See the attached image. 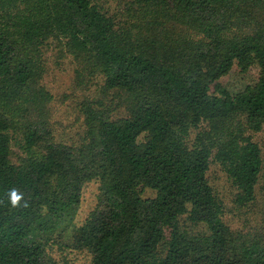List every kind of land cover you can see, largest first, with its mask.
Returning <instances> with one entry per match:
<instances>
[{"label":"trees","instance_id":"16d2710c","mask_svg":"<svg viewBox=\"0 0 264 264\" xmlns=\"http://www.w3.org/2000/svg\"><path fill=\"white\" fill-rule=\"evenodd\" d=\"M110 1L127 6L128 22ZM50 40L83 64L82 79L103 75L127 111L115 118L81 99L77 145L51 124ZM235 65L259 77L232 93L219 81ZM263 125L264 0H0V264H57L52 245L86 250L89 264H264V232L232 230L207 177L219 163L236 202H253L263 157L252 133ZM92 181L97 203L77 225Z\"/></svg>","mask_w":264,"mask_h":264},{"label":"rangeland","instance_id":"374dc122","mask_svg":"<svg viewBox=\"0 0 264 264\" xmlns=\"http://www.w3.org/2000/svg\"><path fill=\"white\" fill-rule=\"evenodd\" d=\"M125 9L127 6L124 3L116 1H110L106 5L109 14H119L118 20H123V24L128 22L124 17ZM41 61L45 71L42 83L54 98L51 103L53 112L51 124L58 141H63L69 145H77L80 141L84 133V125L78 118L76 105L85 97L95 101L101 100L105 105L112 107L115 118L127 115L125 105L117 96V92L105 93L103 91V75L90 78L86 76L84 79L78 76V70L82 68L83 64L70 53H67L62 43L57 40H50L42 48ZM258 77L259 68L257 66L242 71L238 65H235L227 75L220 79L219 83L230 92L237 93L247 86L254 85ZM144 137L142 136L140 141H143ZM252 137L260 146L263 157V172L257 184L256 198L253 202L244 206L236 202L238 189L233 185L219 163L212 162L207 172L208 181L223 209L224 222L232 230L244 234L264 232V125L260 132L252 133ZM15 142L14 140L13 150L16 154H20L22 151ZM98 194V181L89 182L84 186L81 206L75 220L77 225H81L95 208ZM141 195L143 198H154L156 192L144 188L141 190ZM181 226L187 227L192 232L206 231L203 225L196 228L192 227L185 217L181 218ZM165 250V246L159 247L161 256L164 255ZM48 251L57 264H89L91 261V255L86 250L59 248L57 245H52Z\"/></svg>","mask_w":264,"mask_h":264},{"label":"clouds","instance_id":"9594fccd","mask_svg":"<svg viewBox=\"0 0 264 264\" xmlns=\"http://www.w3.org/2000/svg\"><path fill=\"white\" fill-rule=\"evenodd\" d=\"M7 196H8V200L10 201L11 205L13 207H17V206H20L21 201L24 197V193L21 192L18 188L12 187L7 190ZM23 203H24V206L26 207L27 201L25 200Z\"/></svg>","mask_w":264,"mask_h":264}]
</instances>
